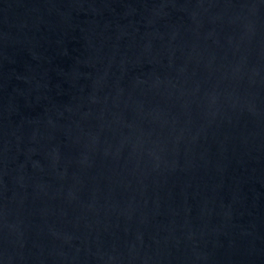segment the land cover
Returning <instances> with one entry per match:
<instances>
[{
    "label": "water",
    "instance_id": "obj_1",
    "mask_svg": "<svg viewBox=\"0 0 264 264\" xmlns=\"http://www.w3.org/2000/svg\"><path fill=\"white\" fill-rule=\"evenodd\" d=\"M0 264H264V0H0Z\"/></svg>",
    "mask_w": 264,
    "mask_h": 264
}]
</instances>
